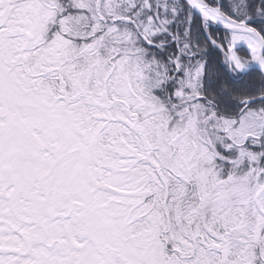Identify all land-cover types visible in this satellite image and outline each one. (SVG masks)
<instances>
[{"label": "snow or ice", "instance_id": "6c2138e0", "mask_svg": "<svg viewBox=\"0 0 264 264\" xmlns=\"http://www.w3.org/2000/svg\"><path fill=\"white\" fill-rule=\"evenodd\" d=\"M0 264H264V0H0Z\"/></svg>", "mask_w": 264, "mask_h": 264}]
</instances>
